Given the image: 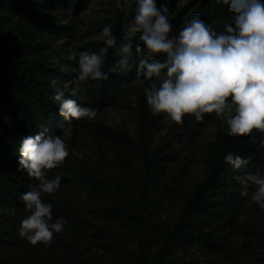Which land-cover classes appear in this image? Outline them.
Segmentation results:
<instances>
[{
	"label": "rangeland",
	"instance_id": "obj_1",
	"mask_svg": "<svg viewBox=\"0 0 264 264\" xmlns=\"http://www.w3.org/2000/svg\"><path fill=\"white\" fill-rule=\"evenodd\" d=\"M132 2L122 8L117 0H0V264H154L159 256L164 264H264V209L246 203L254 187L249 197L240 195L235 177L244 169L228 165L223 184L211 191L213 203L177 226L185 195L209 178L229 133L225 116L213 113L197 121L186 115L176 124L154 113L144 93L153 81L136 76L133 65L124 68L118 97L84 123L66 120L51 99L50 80L57 78L65 99L91 102L87 92L95 81L78 82V60L68 57L106 47L98 37L105 26L113 32L119 19L130 27ZM202 3L206 23L219 33L220 21L231 18L222 0H157L174 26L177 14ZM123 38L117 40L121 48ZM12 54L45 60L54 70L39 78L56 112ZM141 94L147 107L144 133ZM41 133L60 135L69 150L66 160L46 173L48 179L61 178L59 190L41 194L53 205L52 222L62 217L66 224L49 244L32 245L19 234L30 214L21 194L38 181L18 170L19 146L21 138ZM234 155L251 158L247 171L264 175V134L240 137Z\"/></svg>",
	"mask_w": 264,
	"mask_h": 264
},
{
	"label": "clouds",
	"instance_id": "obj_2",
	"mask_svg": "<svg viewBox=\"0 0 264 264\" xmlns=\"http://www.w3.org/2000/svg\"><path fill=\"white\" fill-rule=\"evenodd\" d=\"M233 14L230 22L221 20L223 31L206 23L200 15L185 17L182 28L174 32L165 11L157 0H136L134 19L123 38L119 51L127 66L133 51L158 58L159 62H141L139 72L146 67L144 78L153 81L144 88L146 102L156 114H165L176 124H182L186 115L201 121L206 115L225 116L229 135L252 137L254 132L264 134V3L261 0H223ZM128 0L118 7H126ZM234 25V26H233ZM106 47L99 52L72 51L70 60H78V82L107 79L102 70L104 54L117 40L105 26L99 37ZM155 78V80L153 79ZM55 89L51 99L59 105V114L66 120L95 118L97 109L85 107L74 99H65L57 78L50 80ZM75 95V90H73ZM19 171H26L38 183L21 194L25 210L30 213L21 221L20 236L32 245L49 244L54 233H61L64 218L53 221V205L42 201L41 194H54L61 186V178L48 179L46 173L62 164L69 155L60 135L43 133L23 137L19 146ZM225 163L235 170L244 169L235 177L241 185L240 195L246 201L264 209V175L247 171L251 158L244 159L229 152Z\"/></svg>",
	"mask_w": 264,
	"mask_h": 264
},
{
	"label": "trees",
	"instance_id": "obj_3",
	"mask_svg": "<svg viewBox=\"0 0 264 264\" xmlns=\"http://www.w3.org/2000/svg\"><path fill=\"white\" fill-rule=\"evenodd\" d=\"M223 2V0H222ZM261 3H264V0H261ZM204 6V3L200 4L198 8H195L194 10L187 9L183 13L177 14L174 18L176 21V25H173L174 32H178L180 28H182L183 24L182 21L185 19V17H190L192 15H200L201 18L208 22L209 17H204V13L201 11V7ZM227 7V10L229 7ZM136 7V0H133L132 5L130 6L129 11H127V17L129 18V21L131 22L134 19V9ZM187 12H190L188 16H185ZM230 21L232 19V13ZM45 21H48V19H45ZM234 26V25H233ZM131 27V26H130ZM130 27H126L123 21L118 20L116 24L113 27V34L118 40V38L122 39L127 33L126 30ZM223 31V28L220 30V32ZM133 40V51L132 55L129 58V63L127 66L133 65L134 66V74L136 76H139L141 78H144V74L147 72V68L145 67L143 69V72H139L141 62H145L147 64L155 63V60L157 58L149 57L145 53H136L135 52V43L139 42V37H129ZM121 49L118 41L116 45L113 48H109L105 64L103 65L102 70L104 71L105 76L107 79L101 80V81H95L96 85L95 87H92V89L88 90V97L91 99V102L89 104L80 102L82 106L90 107L97 109V112H101V110H104L109 104V101L111 99L118 97L119 87L118 83L123 81L126 77V72L123 64L119 63L124 59V55L119 51ZM11 57L13 58L15 64L17 67H23L24 73L29 76L30 78L35 80V83L37 84V90L39 92V95L43 101L47 102V107L50 111L56 112L55 106L51 103L52 101L48 98L46 94V85L44 81H42L39 76L43 74V72H47L49 75L52 73V70L49 66L47 61L45 60H33V61H24L19 59V57L15 54H12ZM114 67H117L118 70L113 71ZM43 71V72H42ZM88 89V87H87ZM91 90V91H90ZM141 111H142V131L141 133H144V128L146 127L147 123V107L146 102L144 99V96L141 94ZM89 118L83 117L80 120H74L75 124H81L84 123ZM145 135L143 136V138ZM144 142V139H143ZM240 143V137H233L230 136L229 133L225 136V138L221 141L219 144V149L215 157L214 164L212 166L211 174L207 180H204L200 182L199 186L197 187L195 193L193 195H185L186 199V206L184 209V214L181 218V220L178 222L177 226L182 227L187 222V220L194 214L196 211L200 208L207 207L213 203V200L211 198V191L221 186L226 178V174L228 171V164L225 163L224 157L229 153L232 152L234 154V151L236 147H238ZM144 157L146 159L147 164H150V155L144 151ZM176 234V231H174L170 237L167 244H169L170 240L174 237ZM154 264H164L160 256L154 260Z\"/></svg>",
	"mask_w": 264,
	"mask_h": 264
}]
</instances>
